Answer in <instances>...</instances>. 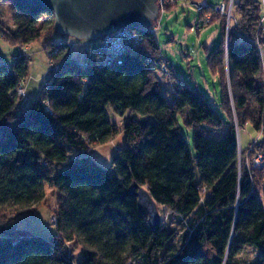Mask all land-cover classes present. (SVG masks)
Listing matches in <instances>:
<instances>
[{"label": "trees", "instance_id": "trees-1", "mask_svg": "<svg viewBox=\"0 0 264 264\" xmlns=\"http://www.w3.org/2000/svg\"><path fill=\"white\" fill-rule=\"evenodd\" d=\"M4 1L13 29L3 41L26 46L57 33L51 11ZM232 8L236 21L227 38L226 20L213 16L221 39L211 50L203 46L217 78L219 108L184 79L167 100L160 69L151 64L163 59L154 26H129L142 42L120 63L101 66L66 58L70 38L50 37V58L58 65L24 108L17 106L16 90L29 77L28 57L0 61V224L37 210L32 207L44 201L47 186L59 202L57 235L28 234L16 222L0 227V264H239L244 247L256 253L252 264H264V161L239 168L238 152L246 150L231 121L235 117L238 132L251 125L260 134L262 151L256 145L252 152L264 157V9L261 0H234ZM108 108L130 117L121 131L125 145L104 168L74 152L119 134ZM179 116L193 129V151ZM224 126L222 137L208 136ZM132 187L152 196L158 221L140 211ZM159 207L178 229L162 223ZM66 242L80 248L76 262Z\"/></svg>", "mask_w": 264, "mask_h": 264}, {"label": "rangeland", "instance_id": "rangeland-1", "mask_svg": "<svg viewBox=\"0 0 264 264\" xmlns=\"http://www.w3.org/2000/svg\"><path fill=\"white\" fill-rule=\"evenodd\" d=\"M222 1L224 0H208L209 3L213 4L222 3ZM0 9V61L3 63H11L14 56L25 53L24 55L28 57L30 62L29 77L23 81L21 93H16L18 99L17 106L24 108L37 97L40 89L45 85L51 66L53 64H55V66L58 64L50 58L51 52H49L47 47L50 37L58 41L65 40L66 38L63 35L55 33L44 37L41 41L26 46L7 43L3 41L2 34H6L8 30L13 29V19L11 18L10 11L5 1L0 3ZM198 23V14L189 6L188 8L178 6L163 15H157L151 25L152 27L154 26L153 34L160 47V56L171 66L174 78L168 79L160 70H157L156 75L162 85L163 94L169 102H171L174 93L172 85H177L181 79H184L191 87L200 89L210 104L219 108L220 92L217 78L210 74L208 66H206V51L203 48V46H206L211 50L220 41L221 32H219V23L212 22L210 25L204 27L200 33H196L195 27ZM69 38V43H71L72 46L67 48L66 54H70V60L76 63L82 61L84 54L89 52L96 42L95 40ZM186 109L188 111L189 107H186ZM107 115H109V119L118 126L119 134L110 142L94 146L88 152H74V155L88 156L91 161L97 162L104 168L110 167L112 155L117 149L125 145V139L121 131L124 123L130 117L129 113H125L123 117L115 115L109 108L107 109ZM231 121L239 135L238 140L241 148L246 150L245 152H240V150L238 152L239 168L243 166H247L249 169L252 166L260 167L261 165L255 164V161L262 153L259 154V151L255 153L252 152L256 145L260 146V134L254 131L251 125L242 127L238 132V125L235 117L231 118ZM178 123L181 133L184 134L188 145L193 151V129L183 123L182 116L178 117ZM225 133L226 127L224 126L221 130H209L208 136L216 139L222 137ZM262 148L260 151H262ZM262 157L263 156H261V158ZM257 184L260 186L259 182ZM256 188H258V192L263 190V187ZM57 193L58 192L51 187H45L44 201H42L39 206L32 207L33 209L38 208L37 210L28 211L27 214L18 216L17 222L13 215L12 218L9 219L10 222L6 221L5 223H1L0 227L4 228L7 225H9L8 227L15 226L16 222L17 227L27 231L28 234L42 235L47 238L59 234L52 219V217H55L56 211L58 210L57 206L59 202ZM159 214L161 215L163 224L165 223L171 229H178L176 220L170 216L164 207H159ZM64 249L75 262L79 259L81 251L74 242H66L64 244ZM255 254V251L251 247H244L237 257L239 264H252L256 257Z\"/></svg>", "mask_w": 264, "mask_h": 264}, {"label": "water", "instance_id": "water-1", "mask_svg": "<svg viewBox=\"0 0 264 264\" xmlns=\"http://www.w3.org/2000/svg\"><path fill=\"white\" fill-rule=\"evenodd\" d=\"M38 9L51 11L58 34L84 40H99L112 30L131 26L144 29L156 19V0H17ZM131 191L140 211L149 221H158L157 205L143 189Z\"/></svg>", "mask_w": 264, "mask_h": 264}, {"label": "built area", "instance_id": "built-area-1", "mask_svg": "<svg viewBox=\"0 0 264 264\" xmlns=\"http://www.w3.org/2000/svg\"><path fill=\"white\" fill-rule=\"evenodd\" d=\"M233 1H222V3L213 4L209 3L208 0H156L157 4V12L160 16L161 14H165L169 12V10L175 9L178 6L182 8L192 7L193 10L198 14L199 23L195 27V32L200 33V31L211 24V20L213 16H217L219 20H226L225 31L226 38L228 35V30L230 25L235 23L232 13H233ZM262 7L264 9V0H261ZM142 42V37L138 35L136 32L131 31L129 26H123L121 29L112 30L109 34L101 36L99 40H96L95 44L91 47L89 52H86L81 61L82 65H86L88 63H94L97 66L108 65L112 62L116 61L120 63V57L128 52L133 51L136 45ZM227 44V42L225 41ZM72 46L71 43L68 44L67 48ZM25 54V53H21ZM20 54V55H21ZM52 53L50 54V56ZM70 54L67 53L66 58L69 57ZM151 64L155 68H159L162 74L165 77H168L170 74V65L166 63L164 59L151 61ZM58 65V64H57ZM57 65L53 64L51 66L52 69H56ZM22 84L16 90L21 93ZM264 158L261 156L256 159L255 164H262ZM53 223L56 225L57 219L52 217Z\"/></svg>", "mask_w": 264, "mask_h": 264}, {"label": "crops", "instance_id": "crops-1", "mask_svg": "<svg viewBox=\"0 0 264 264\" xmlns=\"http://www.w3.org/2000/svg\"><path fill=\"white\" fill-rule=\"evenodd\" d=\"M261 52H262V63H263V67H264V47L261 49ZM263 75H264V68H263ZM173 87L175 85H172Z\"/></svg>", "mask_w": 264, "mask_h": 264}]
</instances>
